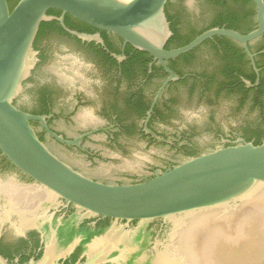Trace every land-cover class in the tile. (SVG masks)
Masks as SVG:
<instances>
[{
    "label": "flooded vegetation",
    "instance_id": "flooded-vegetation-1",
    "mask_svg": "<svg viewBox=\"0 0 264 264\" xmlns=\"http://www.w3.org/2000/svg\"><path fill=\"white\" fill-rule=\"evenodd\" d=\"M257 11L254 0H169L172 35L165 50L181 48L180 41L167 46L172 26L182 39L194 40L212 29L248 36L258 28ZM52 16L57 19L45 23L56 22L55 28L38 36L39 29L34 42L38 62L15 105L44 118L66 142L81 140L75 146L60 143L40 121L31 122L50 151L84 177L110 185L138 184L218 149L264 142V33L247 44L258 73L241 43L215 36L165 60L179 76L168 81L170 74L158 60L117 35L65 15L67 29L98 36L103 43L84 41L63 28L61 12ZM54 42L63 47L55 48ZM74 52L86 62L62 57ZM59 60L65 68L57 75L52 68ZM128 165L134 167L110 178L98 174L102 167ZM170 230L161 219L141 223L88 214L51 195L0 152V256L7 264L39 262L53 237L77 243L60 264L83 261L89 249L107 252L119 237L123 243L110 251L113 258L125 245L141 246L153 258L168 246ZM98 240L102 244L96 250ZM110 257L105 264H114Z\"/></svg>",
    "mask_w": 264,
    "mask_h": 264
},
{
    "label": "water",
    "instance_id": "water-1",
    "mask_svg": "<svg viewBox=\"0 0 264 264\" xmlns=\"http://www.w3.org/2000/svg\"><path fill=\"white\" fill-rule=\"evenodd\" d=\"M168 1L20 0L10 10L8 1L0 0V152L51 195L66 200L88 214L128 222L149 223L161 219L172 223L194 214L237 207L264 187V142L258 146L243 143L218 149L168 172L158 171L154 179L143 183L110 185L96 182L84 177L52 153L40 140L31 122L40 121L60 143L75 146L81 140L66 142L48 129L44 118L27 114L15 105V100L23 92V83L31 76L38 62L34 42L40 26L43 22L57 19L48 14L51 10L61 12L62 17L58 20L63 28L81 40L103 43L98 36L67 29L64 25L65 15L97 30L113 33L125 44L148 53L170 74L168 81L178 80L179 76L166 67L165 60L189 53L215 36L229 37L241 43L258 73L247 44L264 33V0H254L258 6V28L250 35L241 36L230 30L212 29L181 48L166 51V43L172 35L165 11ZM62 45L61 42H54L55 48ZM62 57L67 60L75 57L78 61L86 62L77 52ZM64 68L65 65L59 60L53 65V73L59 75ZM133 167H102L98 174L110 178L116 171ZM101 244L96 246V250ZM76 246V242L63 244L53 237L47 243L42 259L30 264H60ZM114 253L88 250L83 256L85 259L76 264H105L107 257L111 256L112 259ZM0 264H7L1 256Z\"/></svg>",
    "mask_w": 264,
    "mask_h": 264
},
{
    "label": "rangeland",
    "instance_id": "rangeland-1",
    "mask_svg": "<svg viewBox=\"0 0 264 264\" xmlns=\"http://www.w3.org/2000/svg\"><path fill=\"white\" fill-rule=\"evenodd\" d=\"M262 189L258 190V192L261 191ZM258 192L255 195H253L250 199L241 203L237 207L215 210V211L200 213L196 215L194 214L189 217H184V218L175 220L174 222L170 223L171 230L169 232L170 238L168 237L170 239L168 246L165 247L164 251H157V253L159 254L164 253L165 256L168 257L167 261H169L170 264H173V263L174 264H259L258 262L255 263L256 261H254L253 259H255L256 257L257 258L262 257V256L264 257V250H263L264 249V232L263 231H260V232L251 231L250 232L251 234H249V236L244 235V238L246 240H244L241 244H237V246L239 245L238 247L232 246L237 243V242L233 243V241L238 240L237 239L238 232H236L237 227L235 224L236 223L235 215L237 214L238 211L241 212L243 208L246 209L248 207L246 209L247 212L245 214V216L247 217L246 219L250 220L251 224H256L255 219H253L252 212L255 210V199L259 197L260 195ZM261 207L262 209H264V204H262ZM200 221H201V224H200ZM210 228L212 229L218 228L221 230V232H219V235L216 236L214 239H211L209 235L207 234ZM188 229H190V231ZM190 237H193L195 241L198 242V245H196V248L198 247L199 252H200V253L196 252L195 256L197 257V259H195L194 262L193 260L189 261V259L188 260L186 259L187 257L186 250H182V247L179 246L180 244L178 245V242L180 241H181V245L183 244L182 239L185 240L186 242V240L187 239L189 240ZM225 239H228L231 242L230 245L232 246L233 249L229 246L225 247L224 245ZM99 243H101V240H98V242H96V246H98ZM167 247L168 249L166 250ZM242 250H244V253L242 252ZM239 252H241V254ZM140 253L143 255V261L147 260V258H150L143 252V249ZM241 256H243L244 259L241 258ZM248 257H250L251 259H247ZM227 259L230 262H227L226 261ZM261 264H263V262H261Z\"/></svg>",
    "mask_w": 264,
    "mask_h": 264
},
{
    "label": "bare ground",
    "instance_id": "bare-ground-1",
    "mask_svg": "<svg viewBox=\"0 0 264 264\" xmlns=\"http://www.w3.org/2000/svg\"><path fill=\"white\" fill-rule=\"evenodd\" d=\"M262 189V188H261ZM43 192V191H42ZM260 195H259V197H257L256 199H255V210L252 212V216H253V219H255V221H256V224H251V221L250 220H247L246 218V216H245V214H246V209L248 208H243L242 210H241V212L240 211H238L237 212V214L235 215V224H236V227H237V231L236 232H238L237 234H238V237H237V241H233V243H235V242H237L236 244H234V245H232V246H237V244H241L244 240H246L245 238H244V235L245 236H249V234H251L250 232L251 231H258V232H260V231H263L264 232V209H262V207H261V205L262 204H264V187H263V189L261 190V191H259L258 192ZM15 194V193H14ZM21 194V193H20ZM26 194V193H25ZM16 196V195H15ZM23 196V195H22ZM258 196V195H257ZM41 198V197H40ZM13 204V203H12ZM249 204V203H248ZM248 206V205H247ZM252 206V205H251ZM241 207V206H240ZM254 208V207H253ZM241 209V208H240ZM251 211V210H250ZM213 214V213H212ZM224 218V217H223ZM254 221V220H253ZM200 224H201V221H200ZM199 224V225H200ZM212 224V223H211ZM217 224V223H216ZM213 225V224H212ZM221 225H222V223H221ZM209 226V225H208ZM192 228H194V227H192ZM209 228V227H208ZM207 228V229H208ZM189 231H190V229H188ZM219 232H221V230L220 229H218V228H214V229H212V228H210L209 230H208V232H207V234L209 235V237L211 238V239H214L216 236H218L219 235ZM181 234V233H180ZM182 235V234H181ZM251 237V236H250ZM258 237V236H257ZM188 238V237H187ZM225 238H226V236H225ZM255 239V238H254ZM180 240H181V238H180ZM180 240H178V241H180ZM223 240V239H222ZM116 242H118V244H112V242H111V248L109 249V251H111V250H113L114 249V247H116V249H118L117 247H118V245L121 243L120 241H122V243H123V239L122 238H117V240H115ZM177 241V242H178ZM189 241V242H188ZM241 241V242H240ZM262 241V240H261ZM94 242V241H93ZM177 242H176V244H177ZM230 241L228 240V239H225L224 240V245H225V247L226 246H229V247H231L232 248V246L230 245L231 244V242L229 243ZM182 245H181V241L180 242H178V245L179 246H181L182 247V250H186V255H187V257H186V259L188 260L189 259V261L190 260H193V262H194V260L195 259H197V257L195 256L196 255V252H198V253H200L199 252V249H198V247L196 248V245H198V242H196L195 241V239L193 238V237H190L189 238V240L187 239L186 240V242H185V240H183L182 239ZM86 246H87V248H92L93 247V243H87L86 242ZM260 244V243H259ZM126 246V245H125ZM125 246H124V250H121L120 249V253L117 255V257L116 258H113L112 257V261H113V263L114 264H120V263H125V264H136V263H138V264H140V263H148L149 264V262L150 263H153V264H170V262L169 261H167L168 260V257H166L165 256V254L163 253V254H159V253H157V255H156V257H153V258H147V260H145V261H143V255L140 253L141 251H142V249H140L141 248V246H138V247H136V248H134V247H132V248H130V247H128L127 249L125 248ZM239 246V245H238ZM237 246V247H238ZM180 247V248H181ZM224 247V248H225ZM253 247V246H252ZM258 247V246H257ZM242 248V247H241ZM214 249V248H213ZM229 249V248H228ZM233 249V248H232ZM90 250V249H89ZM91 250H93V249H91ZM90 250V251H91ZM245 250V249H244ZM244 250H242V252L244 253ZM264 250V249H263ZM212 253V252H211ZM240 254H241V252H239ZM252 253V252H251ZM260 255V254H259ZM230 256V255H229ZM243 256H244V254H243ZM243 256H241V258H243ZM262 256V255H261ZM236 257V256H235ZM231 258V257H230ZM234 258V257H233ZM241 258H239V259H241ZM199 259V258H198ZM232 259V258H231ZM235 259V258H234ZM244 259V258H243ZM247 259H251L250 257H248ZM254 261H256L255 263H259V264H261V262H263V264H264V257L262 256V257H259V258H255V259H253ZM227 262H230L228 259L226 260ZM233 261H235V260H233ZM232 262V261H231ZM196 263V262H195ZM174 264V263H173Z\"/></svg>",
    "mask_w": 264,
    "mask_h": 264
},
{
    "label": "trees",
    "instance_id": "trees-1",
    "mask_svg": "<svg viewBox=\"0 0 264 264\" xmlns=\"http://www.w3.org/2000/svg\"><path fill=\"white\" fill-rule=\"evenodd\" d=\"M8 1V4H9V7H10V10H13V8L17 5V3L20 1V0H7ZM169 5V1L166 5V8H165V11H166V15H167V18L168 20L170 21L171 20V17L169 16L168 12H167V7ZM49 15H59L60 12L56 11V10H51L48 12ZM66 24L69 25V22L66 21ZM55 25H56V22H52V23H45L43 22L40 26V32L38 34V36L41 34V31L44 30L45 28H55ZM172 31L174 33V36L171 38V40L169 41L168 45L167 46H170L172 45V43H179L178 47H182V46H185L187 44H189L193 38H188V39H182L179 37L178 33L176 32L175 28H173L172 26Z\"/></svg>",
    "mask_w": 264,
    "mask_h": 264
}]
</instances>
